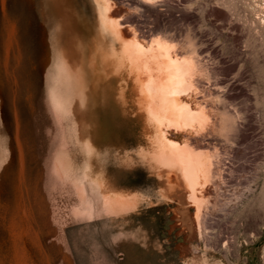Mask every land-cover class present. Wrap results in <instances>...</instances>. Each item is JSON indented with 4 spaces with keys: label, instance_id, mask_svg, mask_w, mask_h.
Wrapping results in <instances>:
<instances>
[{
    "label": "rangeland",
    "instance_id": "obj_1",
    "mask_svg": "<svg viewBox=\"0 0 264 264\" xmlns=\"http://www.w3.org/2000/svg\"><path fill=\"white\" fill-rule=\"evenodd\" d=\"M118 2L143 38L202 62L199 96L218 129L200 140L221 169L203 232L180 233L171 203L100 210L82 176L86 128L65 111L73 89L54 0H0V264H264V0ZM60 154L71 173L55 171Z\"/></svg>",
    "mask_w": 264,
    "mask_h": 264
},
{
    "label": "bare ground",
    "instance_id": "obj_2",
    "mask_svg": "<svg viewBox=\"0 0 264 264\" xmlns=\"http://www.w3.org/2000/svg\"><path fill=\"white\" fill-rule=\"evenodd\" d=\"M54 6L73 89L65 111L86 128L82 176L100 210L126 217L171 203L180 233L189 240L201 234L221 175L216 151L200 140L218 129L216 108L199 96L202 62L164 37L143 38L118 0H54ZM55 171L69 174L72 163L60 154ZM180 249L187 256L191 244Z\"/></svg>",
    "mask_w": 264,
    "mask_h": 264
}]
</instances>
